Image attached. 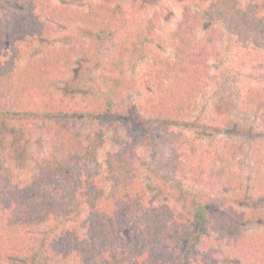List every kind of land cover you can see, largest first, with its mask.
<instances>
[{"label": "trees", "instance_id": "obj_1", "mask_svg": "<svg viewBox=\"0 0 264 264\" xmlns=\"http://www.w3.org/2000/svg\"><path fill=\"white\" fill-rule=\"evenodd\" d=\"M81 61L86 81L68 76ZM167 122L163 176L148 156ZM146 172L229 197L178 188L181 218ZM248 220L264 223V0H0V264H264Z\"/></svg>", "mask_w": 264, "mask_h": 264}, {"label": "rangeland", "instance_id": "obj_2", "mask_svg": "<svg viewBox=\"0 0 264 264\" xmlns=\"http://www.w3.org/2000/svg\"><path fill=\"white\" fill-rule=\"evenodd\" d=\"M176 13L178 14L179 12L176 10L172 14L173 15V18L171 17L172 23L175 20ZM176 18H178V16ZM130 51H125L126 54H125L124 60H125L126 65L129 61L128 58H129V55L131 54ZM78 61H80V59ZM83 61H81L79 64H77V66H75L76 68H74L70 72V74L68 75L69 77H71L72 79L79 77V79L86 81L89 77L94 75L95 70L91 68V66H93V65L90 63H88V67H87L86 71L82 70V64L84 63ZM83 65H84V67H86V64H83ZM139 65L137 66L136 69L132 67V64H131V66L127 65L126 68L123 67V70L127 71L126 74L131 73V75L133 74V76L136 77V74H137L136 71H138ZM209 93H211V91H209ZM126 95H127V98L129 101L136 100L140 96L142 97L141 92H139V91L137 92L134 90H129L128 94H126ZM169 125H171L172 131H174V134L176 135V137L181 134L180 131H182V124H179V125L177 124L178 125L177 128H173L174 125H176V123L174 124L173 122H167L164 125L159 124L158 126H156V129H155V138H156V143H157L158 147L156 148L153 156H150V158L148 156L149 164L152 166V168H155V170L160 175L163 174V176H167L169 174L168 169L165 170V163L168 162L169 160H171L173 157H176V155H177L176 153H174L175 148L172 147L170 139L165 136V131H166V129H168ZM218 135L220 138H224V135H222V134H218ZM172 138H174V137L172 136ZM179 146L181 147V149ZM177 148H178V155H179V157H181V155L183 153H185V152L181 151L182 150V144H179L177 146ZM186 155H184L182 157V161H183V158L186 159ZM188 161L189 160H186L184 162H188ZM200 181L198 182V180L197 181L189 180L187 178H182V177H179L178 175L174 174V175H171L169 177V179L167 180L166 187L160 188L158 186L157 179L155 178L153 173L146 172V174L144 176V182H145L146 186L150 189V191L153 194L158 195L161 202L171 204L173 206V208L178 212L176 214L179 217H181V218L184 217L188 220H189L188 211L190 210V207L189 206L185 207L186 206L185 201H181V202L179 201V199L181 198L182 195H183V197L187 198L188 200L189 199L192 200V199H194V197H196L197 199H199L201 201H209V200H213V198H215L216 200L224 199L223 196L229 197V195H223L222 192L220 193L216 189L206 190L205 187H202V184L200 183ZM178 188H183V189L187 190L188 192L182 193V195H181L180 191H177ZM237 205L239 206L240 211H245V212L251 211V213H248L249 214V216L247 217L248 219L255 216V214H256L255 210L258 209V208L255 209L254 206L247 204V202L246 203L239 202V204H237ZM238 206H236V207H238ZM249 207H251L250 210H248ZM229 208H231V207H229ZM241 230L243 232H247V233H249V232L251 233V232H255V231H263L264 232V223L262 221L250 222V220H248L246 222H241ZM238 264H245V263L240 262Z\"/></svg>", "mask_w": 264, "mask_h": 264}]
</instances>
